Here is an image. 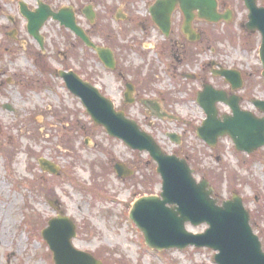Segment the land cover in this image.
I'll list each match as a JSON object with an SVG mask.
<instances>
[{
    "label": "rangeland",
    "instance_id": "rangeland-1",
    "mask_svg": "<svg viewBox=\"0 0 264 264\" xmlns=\"http://www.w3.org/2000/svg\"><path fill=\"white\" fill-rule=\"evenodd\" d=\"M18 1L0 0V4L12 3L15 11ZM37 1L26 0L32 7ZM87 1L43 0L56 9L69 3L83 8ZM103 1L109 8L117 5V0ZM258 3L264 6V0ZM231 4L234 23L229 28L219 26L217 39L194 48L189 63L183 65L170 57L168 48L161 50V45L146 50L147 42L134 41L136 36L125 32L124 24L111 19L107 32L112 37L104 39L116 43L117 71H106L93 52L54 22L42 30L47 40L43 52L30 41L22 21L20 41L4 47L0 44V264H54L41 233L61 214L77 226L72 246L103 264H216V252L209 248L164 252L148 248L129 214L140 198L160 196L162 179L157 164L149 154L132 151L93 123L80 99L58 75L68 69L90 78L117 108L125 102V81L119 73L129 72L142 90L138 102L130 107L133 119L142 129L153 125L154 138L166 153L190 158L187 162L197 181L206 180L219 200L240 194L264 249V154L260 153L257 163L236 151L230 139H220L215 151L197 137V128L205 120L197 104L203 83L228 88V83L210 73L209 63L242 73L243 107L253 111L251 101L264 100L261 37L240 30V24L248 21L243 1L231 0ZM79 22L86 27L84 19ZM4 40L7 38L0 33V41ZM158 40L163 42L160 36ZM39 53L46 68L36 61ZM186 74H196L201 80H188ZM151 105L160 108L165 118ZM169 132L182 134L181 146L168 141ZM42 159L49 160L58 173L42 170ZM116 164L128 167L130 174L119 177ZM186 227L194 234L207 231L205 225Z\"/></svg>",
    "mask_w": 264,
    "mask_h": 264
},
{
    "label": "water",
    "instance_id": "water-1",
    "mask_svg": "<svg viewBox=\"0 0 264 264\" xmlns=\"http://www.w3.org/2000/svg\"><path fill=\"white\" fill-rule=\"evenodd\" d=\"M182 1L188 8H199L201 15L208 21L220 20L216 0ZM244 1L249 10L246 26L252 32H259L262 37L259 56L264 70V8L258 6L257 0ZM170 11L171 9L165 11L166 15ZM23 13L29 18L30 35L34 36L40 45L43 44L40 30L48 19L53 18L79 35L86 45L94 46L75 23L72 12L55 13L42 7L37 12L24 10ZM187 18L185 29L190 32L192 17L187 15ZM94 48L107 66L113 67L111 51L95 46ZM219 72L233 89L243 86L241 73L231 70ZM262 75L264 81V71ZM60 76L68 90L80 98L92 120L98 126H103L110 137L121 140L134 151L149 153L158 164L157 173L162 176L163 187L160 196L140 198L130 213L131 220L144 233L145 243L151 249L184 250L190 246L210 248L217 252V264H264L261 240L250 225L251 216L240 195L235 194L232 199L219 205L218 200L213 198L210 184L206 180L197 183L194 171L186 160L165 153L152 135L143 131L125 112L115 109L113 100L105 97L99 89L85 82L74 72L62 71ZM199 95L198 103L208 117L198 130V136L202 140L215 147L219 137L229 135L234 140L236 149L248 153L264 146V118H257L251 112L242 111L236 97L229 98L225 92H219L211 86H205ZM219 102L232 108L233 117L225 116L224 121L218 117L216 104ZM254 104L264 113L263 101L257 100ZM168 137L176 144H181L180 137L176 134L169 133ZM40 165L45 172L58 173V169L49 160H41ZM115 169L120 177L130 174L121 164H117ZM189 222L194 226L206 224L207 231L195 235L186 229ZM76 230V224L61 214L58 218L50 220L49 227L42 231V237L53 252L55 264H103L91 254L72 246V241L77 237Z\"/></svg>",
    "mask_w": 264,
    "mask_h": 264
},
{
    "label": "flooded vegetation",
    "instance_id": "flooded-vegetation-1",
    "mask_svg": "<svg viewBox=\"0 0 264 264\" xmlns=\"http://www.w3.org/2000/svg\"><path fill=\"white\" fill-rule=\"evenodd\" d=\"M4 2V0H1ZM6 1V0H5ZM245 4L244 0H242ZM116 7L113 5V7L109 8L107 7V4L104 3L103 0H89L85 3L84 7L81 8L75 3H69V6H63L60 9H56L53 7V5H48L43 0L37 1L36 7L30 6V3L26 2V0H19L18 1V7L17 10L13 9L12 3H4L5 5L0 4V33L7 38V40L0 41V44L2 43L3 47L9 43V42H19L20 41V28L22 25L25 28V31L27 33V36H29L30 41H33L35 46L38 47L42 52L45 49V43L46 38L45 35H43L42 30L46 27L47 23L54 22L56 23L60 29L66 30L67 32L73 34L75 36L76 42H79L80 44L84 45L88 51L93 52L94 55H96L97 59L100 60V65L104 67L106 71H117L118 69V59L116 54L117 46L114 41H110L109 43L106 42L104 39L105 36L112 37L109 31L110 25L108 27L107 24H109L110 19L113 21L118 22L119 24H124L125 32H131L132 37L134 38V41L143 44L147 42L146 50L157 48V45H161L160 49L165 50L166 48L169 49L170 57H172L176 62H178L180 65H183L181 63H189V58L193 54L194 48L199 47H206L210 44V42L216 40V32L217 30L224 25V27L231 26L232 23H234V16H233V5L231 4V0H216L217 5V15L220 16V20L218 22H212L208 21L206 17H203L201 15L199 8H188V6L184 5L182 0H117ZM258 3V0H257ZM231 4V5H230ZM259 6H261L258 3ZM8 8H4V7ZM136 8L135 10L131 9ZM42 7L48 8L51 12L60 13L63 11H69L72 12L75 18V23L83 30V32L86 34L88 40L93 44L96 48H102L107 51H112L113 55V67L107 66V64L103 61V59L100 57V55L97 54L94 46L86 45L84 40L77 34H74L70 29H68L66 26H63L62 23L55 19H50L46 21L44 26L41 29L40 35L43 38V44L40 45V43L30 35L29 33V18L23 13L24 10H27L28 12H37V10L41 9ZM245 7L247 8L246 4ZM264 7V6H262ZM118 9L117 13H114V9ZM168 9H171V11L167 15L165 11ZM192 9V10H191ZM191 10V12H190ZM248 10V9H247ZM187 15L191 16V24H190V32H186V26H187ZM79 18L84 19L86 22V27H84L82 22H79ZM168 19V21H167ZM23 22L22 25H20V22ZM127 26V27H126ZM220 26V27H219ZM241 28L240 30L243 32H247L246 34H249L250 37H255L257 34L256 32H250L247 31L246 23L240 24ZM162 38L163 42H160L158 40V37ZM151 41V42H149ZM143 42V43H142ZM154 42V43H152ZM163 48V49H162ZM85 50V49H84ZM143 50V49H142ZM165 57L167 56V53L165 54ZM1 61V60H0ZM36 61L38 65L42 68H46L47 64L45 65L43 62V59L41 58V55L39 53L38 58H36ZM208 66L211 68L210 73L215 77L224 80V83H226L224 78L219 77L217 74H219V70L224 68L223 65L217 63V62H211L208 64ZM68 71H71L68 69ZM73 71V70H72ZM170 71V70H169ZM75 72V71H74ZM175 74L177 71L174 69ZM80 77H82L85 81L91 82L93 85H95L92 80L89 78H84L82 74L77 72ZM119 77L122 81H125V90L122 93V97H124L125 102L123 105L118 107V110L125 111L128 117L133 118L131 115L130 107L132 105H135V103L138 102V96H142L141 87L139 86V83H133L132 76L129 75V72L126 73V75H123V73H119ZM186 79H194L197 81L201 80V76L199 77L196 74L193 75H184ZM129 78V79H128ZM244 80V77H243ZM227 84V83H226ZM206 83H203L202 89L205 88ZM96 86V85H95ZM228 88L218 89L220 92H225L228 94L230 98L236 97V99L239 101V105L243 107V104L246 101L245 95H240V92L242 91H234L233 87L227 84ZM201 92V91H200ZM198 92V93H200ZM197 93V95H198ZM104 94V93H103ZM134 97V98H132ZM142 100V99H141ZM252 108L254 114L257 116V118H263L264 115L256 108L254 107L253 100L251 101ZM143 107L147 106V101H144L142 104ZM152 109L155 110L156 114H160V108H156L153 105ZM221 108V115H230L232 112L230 111V108L227 105H218ZM7 108H11V106H7ZM245 108V107H243ZM246 109V108H245ZM248 109V108H247ZM250 110V109H249ZM140 113V112H139ZM163 114H160L159 117H162ZM165 118V116H163ZM136 120V119H134ZM137 121V120H136ZM139 122V121H138ZM153 125L150 124L149 128H145L146 131H150L152 134L154 131H152ZM183 137V136H182ZM181 137V141H182ZM223 141L225 139H229V137L222 138ZM182 144V143H181ZM181 146V145H180ZM217 149V147H216ZM216 151V150H215ZM261 154H264V148H261L259 151H256L252 154H245L248 158L252 157V159L260 163V157ZM181 158H185L187 161L190 160V158H187L186 156H183ZM264 161V156L262 158ZM215 195V194H214ZM219 195H215V199L218 200V204H222L226 200H219L217 197ZM229 199V198H228ZM244 202V198H243ZM245 205V204H244ZM254 226V224H253Z\"/></svg>",
    "mask_w": 264,
    "mask_h": 264
}]
</instances>
